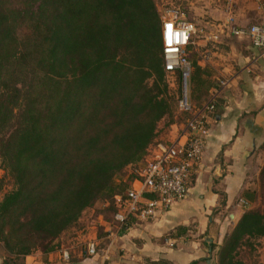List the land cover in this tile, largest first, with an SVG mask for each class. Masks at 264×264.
Wrapping results in <instances>:
<instances>
[{
	"label": "trees",
	"instance_id": "trees-1",
	"mask_svg": "<svg viewBox=\"0 0 264 264\" xmlns=\"http://www.w3.org/2000/svg\"><path fill=\"white\" fill-rule=\"evenodd\" d=\"M162 24L156 0H0V181L10 185L0 197L3 264L34 253L46 260L98 215L114 224L138 167L219 88L188 45L192 110L180 109L182 73L165 70ZM257 190L241 192L251 207L218 264H248L238 245L264 237Z\"/></svg>",
	"mask_w": 264,
	"mask_h": 264
},
{
	"label": "crops",
	"instance_id": "crops-1",
	"mask_svg": "<svg viewBox=\"0 0 264 264\" xmlns=\"http://www.w3.org/2000/svg\"><path fill=\"white\" fill-rule=\"evenodd\" d=\"M260 1L221 4L225 13L222 27L227 28L224 24L231 20L235 26H248L252 17L264 23ZM220 39L209 41L206 48L201 47L202 41L195 42L196 50L201 51L197 60L213 69L220 85L216 89L217 113L209 116L210 136L190 174L187 196L150 217H136L125 229H110L107 220L98 215L94 221L98 227L93 222L77 231L80 242L85 241L84 250L75 251L77 259L70 264H216L212 245L217 236V213L232 207L230 217H241L245 210L241 192L255 186L251 174H260L264 168V51L253 47L247 36L231 34ZM175 128L168 137L172 140L177 136ZM180 227L188 230L178 234ZM90 239L99 244L106 241L96 256L86 251ZM69 252L73 253L71 248ZM61 255L62 250H56L46 261L41 253H34L26 257V264H57Z\"/></svg>",
	"mask_w": 264,
	"mask_h": 264
},
{
	"label": "built area",
	"instance_id": "built-area-1",
	"mask_svg": "<svg viewBox=\"0 0 264 264\" xmlns=\"http://www.w3.org/2000/svg\"><path fill=\"white\" fill-rule=\"evenodd\" d=\"M259 10L264 19V0L260 1ZM196 32L195 25L180 16L163 17L164 66L166 71L179 70L182 73L183 96L179 107L185 111L192 110L188 86L192 65L186 47L195 43ZM233 34L249 37L256 48L264 51V23L238 27ZM216 95L215 90L213 97L201 109L192 113L175 140L170 144L159 143L154 159L147 166L138 169L141 178L135 180L128 189L124 201L125 210L115 214L114 224L107 223L110 229H121L129 216L150 217L187 196L190 174L195 163L202 157L210 136L207 110L213 109ZM0 172L3 173L2 168ZM242 202L246 208L250 207L248 201ZM98 250L99 242L96 239L86 242L88 255L96 256ZM62 255L65 261L71 258L67 249L62 250Z\"/></svg>",
	"mask_w": 264,
	"mask_h": 264
},
{
	"label": "rangeland",
	"instance_id": "rangeland-1",
	"mask_svg": "<svg viewBox=\"0 0 264 264\" xmlns=\"http://www.w3.org/2000/svg\"><path fill=\"white\" fill-rule=\"evenodd\" d=\"M228 1L229 0H156V3L158 5L160 13L162 14V19L163 17L177 15L193 23L197 29V32L194 35V41L195 42L202 41L204 46L201 47L206 48L205 46H208L209 41L210 42H217L219 40L221 41L220 39L221 37H225V35L233 34L234 29L238 28V26L234 25V21L232 22V20H231L232 24L230 21L224 24L225 26H228L227 28L222 27L224 22L223 17L225 13L223 9H221V4H224V2L227 4ZM257 24H263V22L261 23L258 17H252L250 18L249 25L243 27H249ZM251 44L253 47H255L252 41ZM196 51H197L196 56L198 58L200 56L199 53L201 51L198 50ZM1 175L2 172H0V176ZM251 175L253 182H255L254 185H256L258 189L257 190L258 203L256 207L260 211L264 212V168L260 174L252 173ZM9 186H10L9 184L3 186V182L0 181V197L3 195L5 190L8 189ZM244 209L246 210V208ZM223 210L224 211H220L217 213V218H218V221L216 222L217 236H216V241L214 242V250H213L214 251L213 260L216 262V264H218L219 250H221V248L225 246V242L229 239V237L231 236V234L235 229V226L238 223V220L241 218L240 216H236L235 219L234 218L232 219V217H230V214L233 212L232 207H230L227 210L226 209ZM93 224L96 227H98L97 223L94 222ZM84 230L85 229L82 227L77 231H84ZM102 230L104 231V228H101V231ZM62 243L65 247H67L65 249L69 250L71 248L73 253L70 254L71 258L69 261H65L62 258L63 255H61L62 259L60 258L59 259L60 261H58L57 264H70L72 260H74L75 258L77 259L78 254L76 253V257H75V251L84 250V246L82 243H85V241L80 242L77 233H75L74 236L67 238ZM105 245H106V241L103 240L99 244V251L103 249ZM236 251H238L239 258L243 259L248 264H264V237L250 241L244 239L243 242L240 245H238ZM107 262L104 264L109 263ZM96 263H98V261Z\"/></svg>",
	"mask_w": 264,
	"mask_h": 264
}]
</instances>
